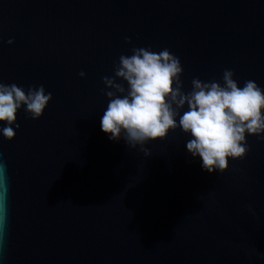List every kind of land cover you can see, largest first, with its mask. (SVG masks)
<instances>
[{
    "label": "water",
    "instance_id": "obj_1",
    "mask_svg": "<svg viewBox=\"0 0 264 264\" xmlns=\"http://www.w3.org/2000/svg\"><path fill=\"white\" fill-rule=\"evenodd\" d=\"M134 47L178 56L185 92L225 69L264 89V0H0V81L53 96L0 132V264H264V133L209 173L180 128L150 156L101 129Z\"/></svg>",
    "mask_w": 264,
    "mask_h": 264
},
{
    "label": "clouds",
    "instance_id": "obj_2",
    "mask_svg": "<svg viewBox=\"0 0 264 264\" xmlns=\"http://www.w3.org/2000/svg\"><path fill=\"white\" fill-rule=\"evenodd\" d=\"M126 40L131 43L130 37ZM132 53L119 57L114 76L103 77L111 90H106L110 99L100 124L111 140L123 137L131 148L139 145L140 151L150 156L151 149L144 145L180 128L190 134L187 150L202 159V168L222 173L229 169V158L247 155V135L264 133V89L255 81L247 80L241 87L234 79L235 72L225 69L223 83L194 78L192 90L185 92L181 60L169 49L155 52L134 47ZM117 78L126 81L127 87ZM52 98L43 84L25 91L16 83L0 81V122L6 124L0 132L6 139H14L15 128L21 126L18 111L24 108L30 118L39 119ZM185 105L187 110L181 114Z\"/></svg>",
    "mask_w": 264,
    "mask_h": 264
}]
</instances>
